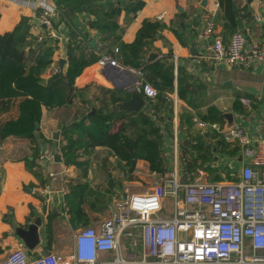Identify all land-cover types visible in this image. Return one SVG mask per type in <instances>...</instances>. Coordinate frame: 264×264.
I'll return each mask as SVG.
<instances>
[{"label":"crops","instance_id":"1","mask_svg":"<svg viewBox=\"0 0 264 264\" xmlns=\"http://www.w3.org/2000/svg\"><path fill=\"white\" fill-rule=\"evenodd\" d=\"M129 1L132 0H51L56 9L51 26L37 27V10L0 0V34L12 30L23 17L28 19V32L22 42L27 67L34 63L41 48H51V62L40 74L43 83L53 73L66 71L70 41L84 49L87 54L93 51L98 55L96 62L84 67L75 78L70 103L51 108L42 106L41 117L34 132L36 143H32V136L29 135H8L0 140V261L17 248L24 249L29 257L44 255L45 251L60 255L70 254L74 249L76 235L83 225H97L109 216L113 207L111 205L107 209L101 206L106 210L105 215L102 210H93L96 208L94 204L100 203L94 193L89 191V182L97 170L100 179L96 182L108 186L111 179L114 188V173L130 170V166L105 146L77 148V159L82 165L65 163L63 149L67 140L64 132L70 125L89 115L92 108L95 110L108 104L112 110H122L118 103L129 98L127 87L137 78L132 70L138 69L123 64L118 46L120 43L133 42L144 20L157 21L162 27L142 54L143 61L158 59L166 65H172L174 78L173 89L161 92L156 89L155 99H148L141 94L144 98L143 107L139 111H129L135 114L123 119L125 133L136 137L138 131L143 128L140 123L143 115L139 113L147 114L153 126L161 133L162 158L166 171L160 174L150 171L148 162L144 159L134 160L132 171L138 169L139 173L144 169L154 178H160L174 170L180 176L184 170L199 169L202 171V180L209 183L227 181L226 171L230 176L237 173L246 161L240 149L223 141L220 133L215 130L209 127L201 128L194 118L207 123H218L223 129L239 125L254 140L264 136L261 132L264 119V67L257 62L246 67L238 63L208 65L195 64L192 61V56L205 47L204 42L197 40L201 26L200 15L206 8H210L215 0H142L144 4L139 10L127 12L125 6ZM217 1L220 4V0ZM231 1L235 23L239 18L243 29H239L237 23L235 28L228 25L224 5L220 4L215 17L216 35L225 44L236 31H242L248 43L264 41V0ZM108 3L119 7L118 29L113 35L103 36L90 25V21L95 19L97 12L105 11ZM95 6L103 7V11L97 10ZM162 12H165L164 17L158 19ZM182 20L183 27L180 26ZM174 29H177L179 34L183 33L181 38ZM40 33L46 35L45 39L35 42ZM77 36L82 39L79 44L76 43ZM92 40L93 45L90 44ZM37 43H41L42 47H38ZM115 48H118L117 52L114 51ZM102 55L114 58L118 64L101 66L98 60ZM153 56L155 57L152 58ZM143 74L145 78V73ZM178 77L181 79L185 98L178 95ZM145 80L148 81L146 78ZM242 97L250 99L249 106L240 101ZM113 98L118 99L114 105L111 102ZM14 102L12 101L7 109L5 105L0 104V121L17 116ZM210 111L211 119H204ZM129 119H135L136 122L129 123ZM120 123L121 121H114L112 131L116 130ZM72 136L74 139L79 138L76 133ZM199 140L203 141L207 151L208 159L205 161H195L198 155L195 145ZM58 143L61 145L59 152L55 149ZM49 151L52 153L50 160H41V153ZM56 155H60L59 162L54 159ZM202 164L215 171L216 174L211 179L204 178ZM48 171H53L55 176H48ZM63 177L68 180L66 195L60 192L64 184ZM76 184H84L86 191L79 202L78 217L69 212L66 202L71 188ZM112 187L108 186L106 192L110 193ZM123 193L121 189H117L115 195L121 194L123 197L125 191ZM85 197L90 198L88 206H85L87 218L83 217L81 210V202ZM36 211L41 219V225L38 226L39 239L33 248H29L16 229H26L28 224L35 220Z\"/></svg>","mask_w":264,"mask_h":264},{"label":"built area","instance_id":"2","mask_svg":"<svg viewBox=\"0 0 264 264\" xmlns=\"http://www.w3.org/2000/svg\"><path fill=\"white\" fill-rule=\"evenodd\" d=\"M6 1L37 10V27L51 26L56 13L51 0ZM219 6L215 0L200 15L197 40L204 42L205 47L192 56V61L208 65L238 63L246 67L257 62L264 67V41L248 43L242 31H236L225 44L216 35ZM164 14L160 13L158 19ZM45 37L40 33L35 42H42ZM81 42L77 36L76 43ZM98 63L118 64L108 55H102ZM132 71L137 76L132 84L134 91L155 99L157 90L145 80L143 72ZM240 101L250 105L247 97ZM193 120L201 128L209 127L220 133L223 141L240 149L246 161L233 173L234 181L209 183L200 177L201 170L185 171L182 167L186 182H181L174 170L162 175L145 192L125 194L108 217L78 231L70 254L29 257L24 249L17 248L0 264H264V136L254 140L239 125L223 129L218 123ZM261 132L264 135V119ZM60 148L58 143L55 149L59 152ZM51 157L50 151L40 155L43 161ZM48 176L55 173L48 171ZM63 180L60 192L66 195L68 180L66 177ZM166 197L173 201L174 211L170 217H161L158 213ZM125 243L127 250L123 249Z\"/></svg>","mask_w":264,"mask_h":264},{"label":"trees","instance_id":"3","mask_svg":"<svg viewBox=\"0 0 264 264\" xmlns=\"http://www.w3.org/2000/svg\"><path fill=\"white\" fill-rule=\"evenodd\" d=\"M142 0H132L127 2L125 9L127 12H136L143 6ZM224 5V14L228 25L235 28V12L232 10L233 2L231 0H220ZM93 7L94 6H90ZM97 10L103 11V7ZM119 7L108 3L107 9L103 12H97L90 25L94 27L103 36L113 35L118 29L117 15ZM183 14V13H181ZM182 20L180 26L183 27ZM28 19L23 17L20 22L10 31L0 34V104L5 105V109L14 102L17 108V116L9 117L0 121V140L8 135L27 137L32 134L30 140L36 143L37 129L36 123L41 117L42 106L58 107L71 102L74 91L75 78L80 74L84 67L96 62L98 55L93 51L86 53L84 49L73 44L70 41L67 48V69L53 73L45 83L40 76L42 70L51 62V48H41L42 44L37 43L40 52L34 63L27 67L25 65V55L22 48V42L28 32ZM162 27L157 21L144 20L138 29L133 42L120 43L119 49L122 54L124 65L134 67L145 73V78L151 82L158 92L162 90L173 89V67L166 65L164 61L155 59L151 62H145L142 54L148 49L151 42L156 38V33ZM181 38L182 34L174 29ZM184 88L181 87V79L178 77V95L185 98ZM118 99L111 100L112 105L116 104ZM108 104L100 108H95L94 112L73 123L66 129L64 136L67 145L64 147V162L67 164L82 165L77 159L75 150L77 148L95 146H105L112 150L120 160L125 161L130 166V171L134 169V160L144 159L148 162L150 171L158 174L164 173L166 168L163 164L161 137L159 129L153 126L147 114L143 115L140 123L143 128L138 131L136 137H130L125 132L123 119L128 115H134L135 112H126L123 110L115 111L110 109ZM212 111L204 119H211ZM138 114V115H139ZM114 121H121L116 130L111 127ZM129 123L134 124L135 119H129ZM76 133L78 139H74L72 134ZM73 146V147H72ZM197 146L198 155L196 160L205 161L208 159L207 151L203 146V141L199 140ZM217 178V177H216ZM86 193L84 184H76L71 188V194L67 196L69 212L74 216H79V202L82 195ZM90 198H83L81 210L84 218H87L85 206L89 204Z\"/></svg>","mask_w":264,"mask_h":264},{"label":"rangeland","instance_id":"4","mask_svg":"<svg viewBox=\"0 0 264 264\" xmlns=\"http://www.w3.org/2000/svg\"><path fill=\"white\" fill-rule=\"evenodd\" d=\"M201 169H203L204 171V178L211 179V177L216 174L214 170H211V168H207L205 165H203V168ZM137 171H130L129 169L116 171L114 173V180L116 181V185L114 186V188L112 187L113 189L110 193H107V184H98L96 182L98 179H100V173H97L96 170V173H93L92 175V180L89 182V191L94 193L100 205L94 202L96 208L93 210L98 212L99 210H102L103 215H105V209H107L109 205L115 207L117 204L123 201V197H121V194L115 195L117 193V189H121L122 193L123 191H125V194H128L129 192H145L159 180L158 177L154 178V176L149 175L144 169H141L139 173ZM182 172L179 176V180L181 182H185L187 180V176L184 172ZM225 178L227 181H234L236 179V176H230L228 175V171H226ZM101 206H103L105 209H103ZM173 211L174 203L169 197H166L162 202V210L158 213V215L161 217H170L173 214ZM84 227L85 225L82 226V228ZM127 246V243H125L123 245V249L127 250Z\"/></svg>","mask_w":264,"mask_h":264},{"label":"water","instance_id":"5","mask_svg":"<svg viewBox=\"0 0 264 264\" xmlns=\"http://www.w3.org/2000/svg\"><path fill=\"white\" fill-rule=\"evenodd\" d=\"M233 9L236 10L234 5H233ZM236 23L238 24L239 29H243V25H242L241 20L239 18L236 19ZM90 44L93 45L94 40H92L90 42ZM154 57L155 56H153L152 58H154ZM106 66H108V65H106ZM119 68L124 70V71L126 70L124 67H119ZM135 81H136V79L133 80V82H131L128 85L129 87H127V92L130 93L129 98L118 103V107L122 110L139 111L144 105L143 96L140 93L134 91V88L132 86V84ZM92 112H94V108L91 109V113ZM29 136L31 137L32 135L30 134ZM54 159L56 162H59L61 160L60 155H56L54 157ZM112 184H113L112 180L109 179L108 186L112 187ZM34 213H35L36 218L34 221H32L31 223L28 224L26 229H23V228H17L16 229L17 234L22 238L25 245L29 248H33L38 243V239H39L38 226L41 225V219H40L37 211ZM49 253H50V251H45L44 255H47Z\"/></svg>","mask_w":264,"mask_h":264}]
</instances>
